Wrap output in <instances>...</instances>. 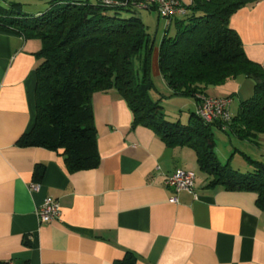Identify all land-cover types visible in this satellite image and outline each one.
I'll return each instance as SVG.
<instances>
[{
  "label": "crops",
  "instance_id": "0c3cea01",
  "mask_svg": "<svg viewBox=\"0 0 264 264\" xmlns=\"http://www.w3.org/2000/svg\"><path fill=\"white\" fill-rule=\"evenodd\" d=\"M229 25L247 58L264 67V0L238 8ZM41 46L39 39L0 31V261L125 264L131 254L136 264H264V212L256 193L209 185L194 150L169 147L149 128L134 126L114 89L92 95L96 167L69 172L62 149L19 146L34 120ZM204 93L229 97L233 115L254 94V82L241 76ZM250 143L264 156V134ZM41 163L34 190L33 169ZM176 169L194 173L197 198L166 184ZM173 195L176 203L169 201ZM47 196L59 201L61 217L40 223L36 210Z\"/></svg>",
  "mask_w": 264,
  "mask_h": 264
},
{
  "label": "trees",
  "instance_id": "16d2710c",
  "mask_svg": "<svg viewBox=\"0 0 264 264\" xmlns=\"http://www.w3.org/2000/svg\"><path fill=\"white\" fill-rule=\"evenodd\" d=\"M109 1L48 0L37 13L22 12L17 2L0 4V31L42 44L35 69L34 120L17 144L62 149L69 172L96 167L92 95L114 89L128 104L134 126L149 128L169 147H190L209 185L254 191L256 206L264 212V161L242 151L249 167L245 172L232 168V155L220 163L213 131L252 143L264 134V67L247 58L229 25L232 13L254 0H190L184 3L186 13L171 19L174 34L166 31L162 36L158 67L171 95L191 97L197 105L198 96H209L204 93L209 86L241 76L254 82V94L239 103L229 120L210 123L196 108L186 123L166 118L163 106L148 95L154 87V39L132 2ZM134 59L139 60L138 68ZM44 170L43 163L34 167L35 182ZM125 264H136L131 254Z\"/></svg>",
  "mask_w": 264,
  "mask_h": 264
},
{
  "label": "rangeland",
  "instance_id": "374dc122",
  "mask_svg": "<svg viewBox=\"0 0 264 264\" xmlns=\"http://www.w3.org/2000/svg\"><path fill=\"white\" fill-rule=\"evenodd\" d=\"M48 0H0L2 6H9L10 3H21V11L26 13H35L38 9H42ZM84 1V0H76ZM189 0H182L183 3H187ZM137 15L142 19L146 26L147 31L154 39L153 54L151 61V77L154 83V87L148 92V95L155 101H158L164 108L166 118L170 121L180 119L182 123L188 121L190 113L194 111V101L191 97H181L171 95L169 87L164 83L159 67L154 63L153 57H157L159 45L162 36L168 31V35H173L175 28L174 22L157 15L154 9H137L135 10ZM154 55V56H153ZM155 59V58H154ZM134 66L138 68L139 60L134 59ZM235 110V102L231 106V111ZM214 137L216 141L215 151L220 163L225 164L227 159L230 158L232 168L240 171H246L245 158L241 156L240 152L250 154L254 159H264L261 156L259 147H254L248 141H242L229 136L223 131L213 129ZM233 153V154H232ZM197 176H200L199 171L196 172ZM197 177V178H198Z\"/></svg>",
  "mask_w": 264,
  "mask_h": 264
},
{
  "label": "built area",
  "instance_id": "2783aa9c",
  "mask_svg": "<svg viewBox=\"0 0 264 264\" xmlns=\"http://www.w3.org/2000/svg\"><path fill=\"white\" fill-rule=\"evenodd\" d=\"M134 4L137 9H153L159 17L171 20L174 17L184 15L186 8L182 0H126ZM106 2H110L106 0ZM198 104L196 112L198 116L205 122L210 123L215 120H229L231 114L229 111V97H211L198 96ZM194 173L184 169H176L166 178V184L170 186L175 193L186 191L197 198L194 193ZM38 184L34 182L32 188L36 190ZM172 203L177 202L175 195L169 198ZM36 215L40 223H49L59 220L61 217V207L57 199L47 196L36 210Z\"/></svg>",
  "mask_w": 264,
  "mask_h": 264
}]
</instances>
